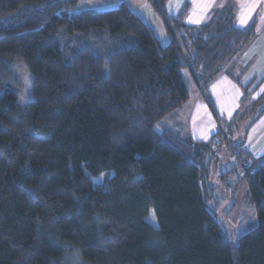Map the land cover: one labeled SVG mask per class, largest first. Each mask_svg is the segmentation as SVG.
I'll return each mask as SVG.
<instances>
[{
    "label": "trees",
    "instance_id": "obj_1",
    "mask_svg": "<svg viewBox=\"0 0 264 264\" xmlns=\"http://www.w3.org/2000/svg\"><path fill=\"white\" fill-rule=\"evenodd\" d=\"M168 1L148 0L164 45L125 4L0 0V19L18 14L0 20V264H264V163L244 149L264 115L258 83H238L244 108L207 142L157 129L190 100L184 71L208 98L256 25L238 28L230 0L189 26ZM16 59L32 77L25 106ZM244 182L258 224L233 240L219 195Z\"/></svg>",
    "mask_w": 264,
    "mask_h": 264
},
{
    "label": "crops",
    "instance_id": "obj_2",
    "mask_svg": "<svg viewBox=\"0 0 264 264\" xmlns=\"http://www.w3.org/2000/svg\"><path fill=\"white\" fill-rule=\"evenodd\" d=\"M230 0H169L164 8L167 17L177 16L187 5L184 16L185 24L189 26H200L208 23L214 13L226 6ZM237 5L236 26L247 29L252 23L256 25L254 40L238 56L228 63L220 78L215 81L208 90V98L200 97L198 103L189 102L178 111L177 117L184 120V131L179 129V136L192 138L194 141L207 142L215 134L220 126L228 129L232 120L238 112H241L246 102L243 98L242 86L250 85L256 80L257 73L264 74V0H233ZM125 4L130 10L141 16L155 31L164 45L170 41L166 34L163 21L158 14L152 11L148 0H80L78 9L105 11ZM76 7V8H77ZM264 80V77H263ZM262 80V81H263ZM261 81V82H262ZM196 88H198L195 85ZM250 97L254 98L264 92V83L251 89ZM211 118V131L208 138L197 140L195 124L200 122V127H205L204 120ZM167 120V119H166ZM202 121V125H201ZM217 121L220 123L218 126ZM226 125H225V124ZM163 127L175 132L174 125ZM215 125V126H213ZM192 129V130H191ZM244 149L254 159L264 163V115L254 124L248 133Z\"/></svg>",
    "mask_w": 264,
    "mask_h": 264
},
{
    "label": "rangeland",
    "instance_id": "obj_3",
    "mask_svg": "<svg viewBox=\"0 0 264 264\" xmlns=\"http://www.w3.org/2000/svg\"><path fill=\"white\" fill-rule=\"evenodd\" d=\"M76 9H78V7L74 8V11ZM152 11L154 12L153 9ZM236 12H237V8H236ZM17 16L18 14H13V15L5 16L4 18L1 17L0 20L2 21L14 20ZM10 67L12 69L13 78H14V80H12L11 82V84L14 86L12 87V90L16 93L19 103L22 106H25L33 99L31 94V78H32L31 74L27 69V67L25 66V64L23 63V61L19 59H16L13 62H11ZM263 77H264L263 73L261 72L257 73L255 83L258 84H255L254 87L260 84L259 82L263 80ZM184 79L191 95V100L189 103H194V104L196 102L198 103L200 97H202L201 96L202 93L199 91L198 88L195 87L194 81L189 72L184 71ZM177 113L178 111L174 112L169 117H167L166 118L167 120L166 119L163 120L157 126V129H160L159 126L167 128V126H171V124H169L171 122L174 125L175 128L174 130L177 134H179L180 132L178 128H181L184 131V120H180L177 117L178 115ZM210 120L211 118H207L204 120L203 125H205V127L202 126L200 127V122H196L195 127H196V132H198V135H196L195 138L197 140H204L208 138V132H210L212 128L211 127L212 120L211 121ZM212 123H214V121H212ZM216 124L220 126V123L218 121ZM201 125H202V121H201ZM234 159L236 160L238 159L237 154L234 155ZM230 165L232 166V164ZM105 178L106 176L104 175L100 176L99 178L94 179V182L96 185H100L105 181ZM238 178L237 176L231 177V182L234 183L235 181H237ZM232 183L231 186L233 185ZM226 188H227V193L219 195V201H220V205L222 206V210L218 213L217 218L219 223L222 225V228L227 232V234H229L233 240H236L242 234L248 232L251 228H253L256 224H258V218L255 207L251 205V200H249V196L247 195L249 188L245 182L241 183V186L237 188V193L234 196H232V189H229L228 187ZM148 221L154 227L156 226V221L153 212L149 214Z\"/></svg>",
    "mask_w": 264,
    "mask_h": 264
}]
</instances>
